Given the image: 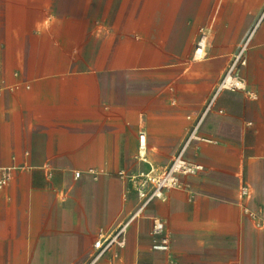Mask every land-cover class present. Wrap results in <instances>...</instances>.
Returning a JSON list of instances; mask_svg holds the SVG:
<instances>
[{
    "label": "crops",
    "instance_id": "obj_1",
    "mask_svg": "<svg viewBox=\"0 0 264 264\" xmlns=\"http://www.w3.org/2000/svg\"><path fill=\"white\" fill-rule=\"evenodd\" d=\"M256 25L242 68L256 97L218 94L201 127L213 141L187 151L203 168L95 264H264V0H0V174L11 173L0 264H85L100 231L137 205L117 172L148 167L140 133L148 161L165 166ZM152 216L165 221L166 252L152 248Z\"/></svg>",
    "mask_w": 264,
    "mask_h": 264
},
{
    "label": "built area",
    "instance_id": "obj_2",
    "mask_svg": "<svg viewBox=\"0 0 264 264\" xmlns=\"http://www.w3.org/2000/svg\"><path fill=\"white\" fill-rule=\"evenodd\" d=\"M257 25L245 36L236 51L231 56L226 70L213 93L207 101L204 109L197 116L187 135L182 140L180 147L171 157L170 161L163 167L148 161L145 155L144 133H140V143L138 157L141 161L146 162L148 167L136 171L119 170L117 175L126 185V194L134 193L137 197L135 209L122 221L108 231H100L98 238L94 241L95 251L85 264H95L110 249L120 248L125 245V238L128 228L136 220L140 219L145 210L149 207L154 199L162 198L168 189L182 187V175L195 174L203 168V165L187 156V151L194 141L212 142L213 140L201 132L202 124L211 111L218 94L222 90H239L242 89L252 97L256 94L247 89L245 79L242 75V68L247 64V54ZM209 33L206 28H201L199 37L194 48V57L202 58L206 55ZM91 173L96 174L94 170ZM81 171H76L75 176H79ZM10 169H3L0 174V185H5L10 179ZM241 198L249 197V188L242 185L239 189ZM243 211L255 219L256 226L263 223L262 217L246 205ZM151 235L153 237L152 248L157 251H168L171 247V237L166 229L165 221L159 216L151 218Z\"/></svg>",
    "mask_w": 264,
    "mask_h": 264
},
{
    "label": "rangeland",
    "instance_id": "obj_3",
    "mask_svg": "<svg viewBox=\"0 0 264 264\" xmlns=\"http://www.w3.org/2000/svg\"><path fill=\"white\" fill-rule=\"evenodd\" d=\"M157 8L159 10H163L165 7H157ZM192 8L195 10V9H197L199 7H192ZM213 8H215V7H213ZM177 35H178V37H176V43H177V48L179 50V49L183 48L182 44L184 43V40H185V34L182 35L181 32H180V34H177ZM197 39H198V35H197V37L194 40V46H195V44L197 42Z\"/></svg>",
    "mask_w": 264,
    "mask_h": 264
}]
</instances>
